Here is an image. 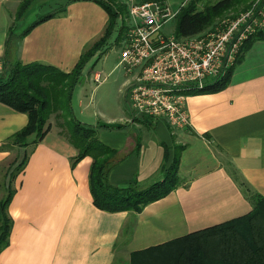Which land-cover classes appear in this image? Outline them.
<instances>
[{
	"label": "crops",
	"instance_id": "0c3cea01",
	"mask_svg": "<svg viewBox=\"0 0 264 264\" xmlns=\"http://www.w3.org/2000/svg\"><path fill=\"white\" fill-rule=\"evenodd\" d=\"M23 1L0 0L1 67L7 45L11 60L70 71L80 54L103 34L108 20L99 3L74 0L62 14L20 36L26 28L20 25L25 11L19 18L16 12ZM188 1L162 0L166 5L180 6ZM57 2L30 0L28 5ZM12 24L14 33L8 35ZM88 63L78 84L91 78L97 82L93 87L97 91L95 104L115 99L117 107L113 114L80 110V121L97 126L98 138L116 150L109 181L148 186L163 179L165 168L178 152V184L139 212L98 208L89 189L92 157L86 155L72 164L77 149L50 117L48 132L34 147L27 148L26 164L14 178L15 192L7 207L12 227L9 243L0 252V264H189L198 240L208 258L220 255V259L233 261L227 255L247 245L238 235H248L244 221L238 219L240 231L232 234L239 238L229 237V242L220 238L217 244L209 237L203 241L200 234L206 227L245 216L254 206V194L264 198V26L241 46L222 88L187 95L189 123L183 129L172 130L163 119L125 115L121 100L127 104L129 77L120 70L111 84L104 83L106 77L97 71L91 73ZM96 74H100L99 81ZM27 120L26 113L0 102V183L8 164L22 150L8 139ZM98 120L122 126H101ZM140 122L147 127L141 129ZM135 128L143 130L144 137L133 133ZM152 133L156 139H151ZM3 194L0 186V199ZM258 223L252 220L254 236Z\"/></svg>",
	"mask_w": 264,
	"mask_h": 264
},
{
	"label": "trees",
	"instance_id": "16d2710c",
	"mask_svg": "<svg viewBox=\"0 0 264 264\" xmlns=\"http://www.w3.org/2000/svg\"><path fill=\"white\" fill-rule=\"evenodd\" d=\"M29 1L24 0L20 3L16 18L23 14ZM71 1L74 0H64L62 2L59 0L56 7L40 15L19 35L23 36L36 24L62 14ZM93 1L99 3L105 9L108 20L103 34L80 54L78 61L70 71H62L55 66L38 62L23 63L17 59L11 60L7 54L6 45V53L2 58L3 65L0 70V102L17 111L26 113L28 120L21 129L13 133L8 139L9 142L22 148V150L19 152L18 157L8 164L4 173V181L0 183L4 192L0 199V252L9 243L12 219L8 215L7 207L15 192L14 178L23 170L26 164L28 158L27 148L29 146L34 147L48 132L50 128L48 120L52 114L62 118L63 123L68 128L67 138L77 149L72 164H75L86 155L92 157L89 170V189L93 203L98 208L107 211L131 210L139 212L146 204L166 195L178 184V152L174 153L171 163L165 168L162 180L154 181L145 187H137L133 183L118 185L110 182L108 171L116 150L107 146L98 138L97 126L81 122L72 113L71 93L83 78V70L86 64L94 56L102 54L104 49L109 48L114 34L113 41L115 43L119 42L125 36L128 28L122 16L126 11L124 3L121 4L117 0ZM198 1L189 0L178 9L174 16L177 18L174 32L176 37H187L209 29L228 12L246 8L252 2V0H217L198 9ZM263 3L262 0L260 5H263ZM13 33L14 25L12 24L8 27V35ZM229 73L230 70L228 69L223 76L221 74L220 77L212 79L204 88L193 89L189 92L219 90L225 84ZM145 120L151 119L145 118ZM253 204L252 210L245 216L211 225L204 228L200 234V236L204 235L203 241L209 237V239L213 238L217 244L220 243V238L225 242H229L231 240L229 237L239 238L240 236L243 243H247V245L244 250H233L232 255H227L230 256L227 258L233 261H228L226 258L220 259V255L208 258L198 240L195 241L198 244L191 249L192 256L189 264H264V198L259 194H254ZM238 219L244 221L243 226L244 229L248 228V235L239 233V236L237 234L235 236L232 234L233 231H240L236 224L239 221ZM254 219L259 221L257 225L260 226L257 236H254L252 230V220ZM215 245L213 248H216ZM238 261L240 263H237Z\"/></svg>",
	"mask_w": 264,
	"mask_h": 264
},
{
	"label": "built area",
	"instance_id": "2783aa9c",
	"mask_svg": "<svg viewBox=\"0 0 264 264\" xmlns=\"http://www.w3.org/2000/svg\"><path fill=\"white\" fill-rule=\"evenodd\" d=\"M177 11L159 0L130 2L118 60L129 77L126 101L131 113L163 119L172 129L188 124L189 91L220 77L235 63L244 42L264 26V11L252 6L221 25L179 38L163 32Z\"/></svg>",
	"mask_w": 264,
	"mask_h": 264
},
{
	"label": "rangeland",
	"instance_id": "374dc122",
	"mask_svg": "<svg viewBox=\"0 0 264 264\" xmlns=\"http://www.w3.org/2000/svg\"><path fill=\"white\" fill-rule=\"evenodd\" d=\"M60 1H64V0H60ZM121 4H125L126 7V11L122 14L123 16V20L125 22V24L128 26L129 25V20L127 18V4H129L126 0H119ZM217 0H199L197 3V8H203L205 5L207 4H211L216 2ZM262 0H252L251 5H249L246 8H239L236 11H230L228 12V14H226L225 16L219 18L216 23L215 26L222 23V21H224L225 19L228 18H234L235 16H237L238 14H240L241 12H244L245 10H247L248 8L255 6L257 10H262L264 11V3L263 5H260V2ZM264 1V0H263ZM132 2H142V0H132ZM56 7V5H28V7L26 8L23 17L20 21V25L21 27H27L29 24H31L33 22V20H35L37 18L38 15L44 14L47 11H49L51 8ZM169 7L171 8L172 11L177 10L180 5H169ZM235 15V16H234ZM234 16V17H232ZM176 23H177V18L176 17H172L170 18L163 26V32L165 34H174L175 32V27H176ZM255 34V33H254ZM115 38V34L114 36L111 38V43L108 49H104V51L102 52V54L106 51V53H104V55L97 61H91L90 63H88L87 68L88 70H91V73L94 72H99L102 77H106V79L104 80V83H112L113 79L116 77L117 73L121 70L124 72V70L122 69L121 66L115 67V64L118 62L119 60V53H120V49H121V45L123 43V38L121 40H119V42L115 43V41H113ZM100 54V55H102ZM97 85V82H95L94 80L87 79L86 83L84 84H77L71 93V99H70V105H71V109H72V113L74 115L75 118L81 120L83 117L80 114V110L84 109L86 111H91L93 112L94 110H105L107 112H110V114H113L116 112L117 107L115 102V99L113 100V103H97L95 104V95L97 94V91H93V87ZM122 110L125 113V115H131L132 119H134L135 115L131 113L128 104L125 103V101L122 99ZM51 120L52 123H54L56 125V128L60 129L61 132H64V135L67 136L68 134V128L67 125L63 123V120L61 117L59 116H55L54 114H52L51 116ZM83 120V119H82ZM89 122L90 119H86ZM189 120V119H188ZM99 123L102 122V120H98ZM105 122V121H103ZM166 122V121H164ZM98 123V124H99ZM189 123V121H188ZM89 124V123H87ZM141 125V129H145V127H147L143 122L139 123ZM188 125V124H187ZM186 125V126H187ZM185 126V127H186ZM182 128H178V129H183ZM171 129V127H170ZM172 130H177V129H172ZM131 131V130H130ZM133 133H136L137 136H139L140 138L144 137L143 135V130H139V129H132ZM156 139V136L152 133L151 135V139H154V137ZM150 139V140H151ZM170 149L174 150L175 149V145L170 146ZM158 179V178H157ZM156 179V180H157ZM182 200L185 203V195L184 193H182Z\"/></svg>",
	"mask_w": 264,
	"mask_h": 264
},
{
	"label": "water",
	"instance_id": "95a60500",
	"mask_svg": "<svg viewBox=\"0 0 264 264\" xmlns=\"http://www.w3.org/2000/svg\"><path fill=\"white\" fill-rule=\"evenodd\" d=\"M99 125L101 126H108V127H118L120 126V123H116V122H100Z\"/></svg>",
	"mask_w": 264,
	"mask_h": 264
}]
</instances>
